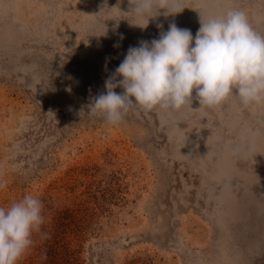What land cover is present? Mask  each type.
Listing matches in <instances>:
<instances>
[{"label":"rangeland","instance_id":"374dc122","mask_svg":"<svg viewBox=\"0 0 264 264\" xmlns=\"http://www.w3.org/2000/svg\"><path fill=\"white\" fill-rule=\"evenodd\" d=\"M129 7L0 0V207L38 197L47 234L19 264H264V107L89 112L130 46L230 9L264 32V0Z\"/></svg>","mask_w":264,"mask_h":264},{"label":"clouds","instance_id":"9594fccd","mask_svg":"<svg viewBox=\"0 0 264 264\" xmlns=\"http://www.w3.org/2000/svg\"><path fill=\"white\" fill-rule=\"evenodd\" d=\"M168 3L129 0L131 18L146 21L143 26L131 24L146 27L157 15L154 11L168 10ZM199 17L195 36L173 23L159 38L130 46L105 81V92L90 103V114L118 126L134 107L143 111L191 108L193 92L199 108L213 109L229 98H237L244 108L264 107V32L257 31L242 10ZM118 87L122 92L114 91ZM43 208L42 201L30 194L0 207V264H19L34 243L33 235H47L41 231Z\"/></svg>","mask_w":264,"mask_h":264}]
</instances>
